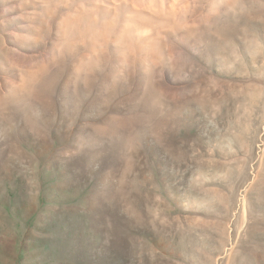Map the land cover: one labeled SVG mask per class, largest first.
Returning <instances> with one entry per match:
<instances>
[{"label": "rangeland", "instance_id": "1", "mask_svg": "<svg viewBox=\"0 0 264 264\" xmlns=\"http://www.w3.org/2000/svg\"><path fill=\"white\" fill-rule=\"evenodd\" d=\"M0 264H264V0H0Z\"/></svg>", "mask_w": 264, "mask_h": 264}]
</instances>
